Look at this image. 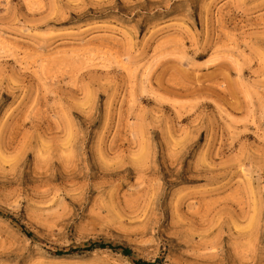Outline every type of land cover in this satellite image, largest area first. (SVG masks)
<instances>
[{
    "label": "rangeland",
    "instance_id": "1",
    "mask_svg": "<svg viewBox=\"0 0 264 264\" xmlns=\"http://www.w3.org/2000/svg\"><path fill=\"white\" fill-rule=\"evenodd\" d=\"M89 243L264 264V0H0V264Z\"/></svg>",
    "mask_w": 264,
    "mask_h": 264
},
{
    "label": "trees",
    "instance_id": "2",
    "mask_svg": "<svg viewBox=\"0 0 264 264\" xmlns=\"http://www.w3.org/2000/svg\"><path fill=\"white\" fill-rule=\"evenodd\" d=\"M9 218L13 223H16V221L14 219H12L11 217H7ZM20 230L31 240L33 241H36L34 236L25 231V229L23 227H19ZM95 246H98L100 247L101 249H110L114 252H119L121 253L125 258H127L132 264H154V263H148V262H145V261H142V260H139V259H135L133 256H132V253L130 251L129 248L125 247V246H122V245H117V244H112V243H108V244H105V243H89V244H86L84 247H83V250L85 251H91L92 248H94ZM65 250H55L53 252V255L55 256H61V255H64L65 254ZM68 252H71L69 254H74V253H77L78 250L77 249H74V250H68Z\"/></svg>",
    "mask_w": 264,
    "mask_h": 264
}]
</instances>
